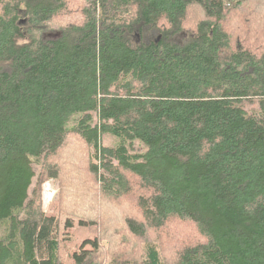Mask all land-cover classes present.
I'll use <instances>...</instances> for the list:
<instances>
[{
  "label": "trees",
  "instance_id": "16d2710c",
  "mask_svg": "<svg viewBox=\"0 0 264 264\" xmlns=\"http://www.w3.org/2000/svg\"><path fill=\"white\" fill-rule=\"evenodd\" d=\"M50 178L65 228L146 244L76 264H166L174 221L177 264H264V0H0V264H63Z\"/></svg>",
  "mask_w": 264,
  "mask_h": 264
},
{
  "label": "rangeland",
  "instance_id": "374dc122",
  "mask_svg": "<svg viewBox=\"0 0 264 264\" xmlns=\"http://www.w3.org/2000/svg\"><path fill=\"white\" fill-rule=\"evenodd\" d=\"M157 37V32L151 34L147 38H144L146 41H154ZM108 143L107 139H103V144L106 145ZM47 183L51 184V191L54 192L52 200L50 202H45L44 193L47 188ZM35 186V185H34ZM34 186L32 187L30 194L32 195ZM43 191V210L49 217H55L59 219L61 225V250L60 257L63 264H76L74 260V255L81 254L82 252L91 251V246H86L83 249V244L86 241L94 240L98 238L103 232L104 240L101 243L102 249H105L107 245L113 244L114 240H118V243H121L120 248L115 249V255L113 257L106 258L105 262L108 263H130L137 262L142 263L144 261V256L141 254L140 250H142V246L146 245L141 242L138 243V240L133 239L132 241L128 240L123 231H114L116 237H110L107 241L105 240V234L108 226L105 223H101L98 226L79 225L78 221L74 222V228H65V223L68 217L61 213L60 210V197L62 195V190L59 184V181L50 178L42 185ZM137 191L139 193V188L136 187V191L132 193L131 196H127L124 199H133L137 195ZM133 216L139 215V210H134L132 212ZM194 226L188 223L181 224V222L174 221L166 228L161 230L160 232H156L158 236L150 239L154 245L158 247L162 254V261L166 264H177L179 254L182 251L183 247L187 245H191V243L202 241L201 237L197 236L196 231L194 230ZM121 234H120V233ZM160 233V235H159ZM185 236V237H184ZM200 238V239H199ZM130 243V245H129ZM129 255V258H127ZM142 256V257H141ZM90 264V263H88ZM93 264V263H92Z\"/></svg>",
  "mask_w": 264,
  "mask_h": 264
},
{
  "label": "built area",
  "instance_id": "2783aa9c",
  "mask_svg": "<svg viewBox=\"0 0 264 264\" xmlns=\"http://www.w3.org/2000/svg\"><path fill=\"white\" fill-rule=\"evenodd\" d=\"M53 195H54V192L51 191V184L47 183V188L44 193L45 202H50L52 200Z\"/></svg>",
  "mask_w": 264,
  "mask_h": 264
}]
</instances>
